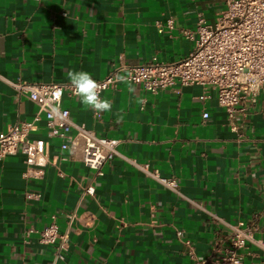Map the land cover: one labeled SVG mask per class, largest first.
Listing matches in <instances>:
<instances>
[{
    "label": "crops",
    "instance_id": "obj_1",
    "mask_svg": "<svg viewBox=\"0 0 264 264\" xmlns=\"http://www.w3.org/2000/svg\"><path fill=\"white\" fill-rule=\"evenodd\" d=\"M225 7V0H0V133L33 122L28 139L48 144L39 178L25 176L22 153L0 158V264H194L229 233L210 214L252 227L242 264H264V86L233 120L215 92L197 84L152 94L120 83L101 94L113 108L99 114L63 97L74 122L120 141L97 176L78 147L62 149L61 138L47 135L44 117L34 121L36 105L7 82L64 83L69 70L99 81L120 63L177 62L194 47L182 31H194L199 15L214 23ZM123 157L176 179L181 196ZM88 185L93 194L83 197L68 249L54 263L39 232L52 222L63 231Z\"/></svg>",
    "mask_w": 264,
    "mask_h": 264
},
{
    "label": "built area",
    "instance_id": "obj_2",
    "mask_svg": "<svg viewBox=\"0 0 264 264\" xmlns=\"http://www.w3.org/2000/svg\"><path fill=\"white\" fill-rule=\"evenodd\" d=\"M225 6L214 23H206L199 15L194 31H182L185 37L194 42L192 51L185 58L169 64L120 63L106 77L97 81L104 89L100 96L107 89L119 85L115 76L127 71L131 73L132 85L152 94L175 85L209 87L215 92L217 103L224 108L228 119L233 120L237 114H244L246 103H254L264 86V0H225ZM165 26L173 29L172 19H168ZM162 27L160 25V31ZM7 82L18 96H24L36 105L34 121L44 117L47 135L61 138L62 149L78 147L81 163L95 171L97 176H102L105 164L119 155V140L97 137L84 125L74 122L69 111L62 106L63 97H77L70 81L49 84L20 80ZM57 104L60 114L54 115L52 109ZM202 117L206 118L207 114L203 113ZM35 130L33 122H22L0 133V158L22 153L26 164L25 176L39 178L47 164L48 144L40 139H28L29 133ZM232 130H235V126ZM123 158L172 193L181 196L176 179L162 177L147 163ZM92 194V185L82 189L77 205L66 215L63 231H59L52 222L39 232V243L54 248V263L63 260V252L68 249L70 229L78 218L77 208L85 195ZM26 197L38 200L40 194L27 193ZM190 202L201 209L198 203ZM210 216L212 221L224 225L229 233L219 240L218 247L210 255L197 257L194 264H242L239 252L252 240L253 228L240 222L229 223L213 214Z\"/></svg>",
    "mask_w": 264,
    "mask_h": 264
},
{
    "label": "clouds",
    "instance_id": "obj_3",
    "mask_svg": "<svg viewBox=\"0 0 264 264\" xmlns=\"http://www.w3.org/2000/svg\"><path fill=\"white\" fill-rule=\"evenodd\" d=\"M67 79L70 81L74 90V95L80 100V103L84 106L85 110L91 109L96 113L111 112L113 105L108 99H102L100 96L103 91V86L93 79L92 74L87 71H75L69 70L67 72ZM115 80L118 83H122L128 86L129 93H134L135 89L131 81V73L125 71L123 74H117ZM143 103V101H139ZM54 115L60 114V106L57 104L53 109ZM119 119H123V116L117 113Z\"/></svg>",
    "mask_w": 264,
    "mask_h": 264
}]
</instances>
